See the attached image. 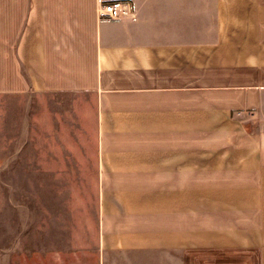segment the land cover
I'll return each mask as SVG.
<instances>
[{
  "label": "crops",
  "instance_id": "1",
  "mask_svg": "<svg viewBox=\"0 0 264 264\" xmlns=\"http://www.w3.org/2000/svg\"><path fill=\"white\" fill-rule=\"evenodd\" d=\"M129 1L0 0V94L93 97L102 254L264 264V0Z\"/></svg>",
  "mask_w": 264,
  "mask_h": 264
},
{
  "label": "rangeland",
  "instance_id": "2",
  "mask_svg": "<svg viewBox=\"0 0 264 264\" xmlns=\"http://www.w3.org/2000/svg\"><path fill=\"white\" fill-rule=\"evenodd\" d=\"M96 158L90 94H0V264H145L126 251L99 250ZM161 255L251 261L236 252Z\"/></svg>",
  "mask_w": 264,
  "mask_h": 264
},
{
  "label": "built area",
  "instance_id": "3",
  "mask_svg": "<svg viewBox=\"0 0 264 264\" xmlns=\"http://www.w3.org/2000/svg\"><path fill=\"white\" fill-rule=\"evenodd\" d=\"M134 13L133 3L129 0L118 3L98 0L97 14L99 18L118 19L134 15Z\"/></svg>",
  "mask_w": 264,
  "mask_h": 264
}]
</instances>
